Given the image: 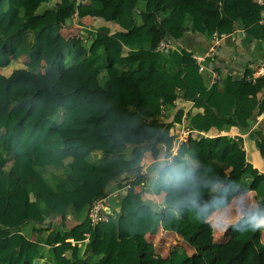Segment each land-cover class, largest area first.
Instances as JSON below:
<instances>
[{"label":"trees","instance_id":"trees-1","mask_svg":"<svg viewBox=\"0 0 264 264\" xmlns=\"http://www.w3.org/2000/svg\"><path fill=\"white\" fill-rule=\"evenodd\" d=\"M35 1L39 4L31 12ZM263 3L84 0L77 6L76 0H0V69L23 66L0 74V264H153L146 238L161 226L194 244L207 224L190 206H177L190 189L174 191L157 180L155 189L166 204L155 211L144 199L142 161L147 153L169 158L175 129L184 125L198 139L181 145L174 165L192 169L197 180L217 173L228 179L226 188L234 182V171L251 173L242 138L209 134L254 126L264 115V76L246 81L241 96L231 76L208 86L207 71L201 73L179 43L187 33L208 36L213 43L240 25L257 39L252 60L259 66L264 61ZM75 11L97 23L96 32L83 30L95 41L85 56L72 41L59 39L63 15ZM29 32L34 36L30 48ZM166 41L172 48L159 50ZM43 62L46 75L41 74ZM128 65L154 75L131 87L120 73ZM42 86L56 88L51 100L44 99ZM177 100L200 112L180 109L169 119L167 108ZM258 148L264 158V140ZM124 189L119 211L113 210L108 222L93 224L89 208ZM250 190L264 198V175ZM207 199L205 194L201 203ZM56 216L61 228L52 230L50 220ZM68 217L82 220L70 229ZM27 224L37 240L23 235ZM263 231L229 228V241L202 247L198 254L206 264H260ZM193 262L184 248H171L167 264Z\"/></svg>","mask_w":264,"mask_h":264},{"label":"crops","instance_id":"crops-1","mask_svg":"<svg viewBox=\"0 0 264 264\" xmlns=\"http://www.w3.org/2000/svg\"><path fill=\"white\" fill-rule=\"evenodd\" d=\"M264 1V0H263ZM38 2L35 1L32 4L31 12H33L38 6ZM264 4V3H263ZM207 13L209 9H205ZM77 11H75L71 16L64 14L63 15V29L60 33V40L72 41L75 44V50L80 56H85L89 53L90 49L94 44L93 39H89L87 35L84 34L83 30H89L96 32L97 23L92 18L80 19L79 16H76ZM213 15V13L211 12ZM262 19L264 20V12H262ZM248 28H244L240 25L235 27V30L232 34L226 35V37L220 39V46L210 63H205L207 68V73L205 78L208 86H212L215 82H222L227 76L234 78L235 82L240 87V96L242 95L245 82L247 81V75L251 71L256 70L258 67L264 64L260 62V65L257 66V62L252 60V55L257 45V39L248 34ZM34 43V36L32 33L26 34V45L28 48L32 47ZM212 47V40L208 36L200 34H191L187 33L183 40L179 43V48L185 49L188 53H191L193 56H202L209 52ZM208 59V60H209ZM20 62H25L19 60ZM105 64L106 60L102 62V77L101 82L104 83L106 80L105 76ZM25 66V65H24ZM23 66L15 64L8 70L0 69V74L2 75H11L16 68L22 69ZM47 66L43 62L41 64V74L46 75ZM121 76L125 82L133 87L140 81H145L148 78L154 75V71L142 72L137 69L135 65L124 66L121 69ZM215 78V80H214ZM215 81V82H214ZM169 111L168 118L173 119L177 110L183 109L185 113L193 112L197 114L200 110L195 109L193 104L183 100H177L175 105L167 108ZM182 128L178 126L175 129L173 137L177 136L179 131ZM218 135H229L230 137L234 136L237 138L243 139L242 150L246 153L247 161L253 166L250 174H245L240 171H234L233 181L239 185L240 192L235 195L242 194L245 190H248L252 193L255 201L264 203V198L258 197L254 192L250 190L251 184L257 176L264 175V158L258 148V142L264 140V115L258 117L254 126L249 130H240L237 128L226 129L225 131L219 133L218 131H212L209 136H218ZM189 145L197 140V136H192L190 138ZM165 158V155L162 154L158 159H154L151 153H147L145 158L142 161V174L145 177V184H143V190L145 193V200L149 203L155 211H159L165 206L163 196L158 194L155 189L156 186L154 183L157 179H154L153 172L156 169L157 162L161 158ZM115 186L112 187V189ZM141 189L138 188V191ZM114 191V190H113ZM125 191L123 194L125 195ZM162 198V200H161ZM113 201L115 204L113 206ZM120 199H113L112 206L113 210L119 211L117 204L120 203ZM85 218V215L82 219ZM82 219H74L68 217L67 225L71 229L81 222ZM61 217L56 216L52 221V230H57L61 228ZM31 224H27L23 227L22 233L26 238L31 240H37L32 233L30 235L26 234V228ZM32 226V225H31ZM147 241L151 247L150 259L153 264H167L170 260V250L173 247H181L187 250V252L194 257L193 264H206L202 257H196L198 250L202 247L221 244L230 240L229 229L226 232L220 233L211 229L209 225H206L205 232L196 240V242L188 243L185 242L182 237L178 234L170 231L164 230L161 226L157 233L154 235H147ZM262 240L264 242V231L262 233ZM66 242H74L72 239H68ZM46 256L43 257L45 259ZM102 257V256H100ZM99 258H96L95 261H98ZM260 264H264V255L260 257Z\"/></svg>","mask_w":264,"mask_h":264},{"label":"clouds","instance_id":"clouds-1","mask_svg":"<svg viewBox=\"0 0 264 264\" xmlns=\"http://www.w3.org/2000/svg\"><path fill=\"white\" fill-rule=\"evenodd\" d=\"M154 179L160 180L174 191L189 188V194L177 201V206H190L198 221L207 224L214 231L223 233L229 228L241 231L264 230V203L255 201L245 190L240 195L235 182L225 187L228 179L219 174L213 178L197 180L192 169H185L172 163V158H161L153 172ZM208 199L201 203L204 195Z\"/></svg>","mask_w":264,"mask_h":264},{"label":"built area","instance_id":"built-area-1","mask_svg":"<svg viewBox=\"0 0 264 264\" xmlns=\"http://www.w3.org/2000/svg\"><path fill=\"white\" fill-rule=\"evenodd\" d=\"M84 0H76V5L79 6L82 4ZM76 16H79L78 13L75 15V19L77 18ZM262 25H264V20L260 22ZM226 37V35H223L221 37H215L212 43V47L209 50V52L205 55L202 56H193L194 60H196L200 64V72L204 73L207 71V68L204 66V63L206 59L208 58H213L216 52L219 49L220 46V39ZM172 48V43L171 41H166L163 42L159 46V50H165L168 48ZM264 76V64L261 65L259 68L254 70V74L252 76L247 77V81L255 83L256 80L259 77ZM215 80V78H214ZM215 82V81H214ZM216 83V82H215ZM182 129L179 131L177 136L174 137V147L169 153V157L172 159L177 156L178 150L181 147L182 144L187 143L189 139L192 136H197L195 133L189 131L184 127V125L180 126ZM174 135V134H173ZM207 137V135H203ZM232 138H237L232 136ZM124 190H117L112 193H110L107 197L100 199L99 201L95 202L88 211V218L92 221L93 224H98L101 222H108L110 219V216L113 213V206H112V200L113 199H122L124 194ZM126 192V191H125Z\"/></svg>","mask_w":264,"mask_h":264},{"label":"rangeland","instance_id":"rangeland-1","mask_svg":"<svg viewBox=\"0 0 264 264\" xmlns=\"http://www.w3.org/2000/svg\"><path fill=\"white\" fill-rule=\"evenodd\" d=\"M43 88L42 89H44V92H45V94H43V97H44V99L46 100V101H49V100H51L52 99V96L54 95V93H55V90H56V88L53 86V87H46V86H42ZM42 97V98H43ZM114 204H115V201H113V206H114ZM26 234H28V235H30V233H32V226L30 225V226H28L27 228H26ZM33 235V234H32ZM31 236V235H30ZM35 236V235H34ZM196 257H202L200 254H197V256Z\"/></svg>","mask_w":264,"mask_h":264}]
</instances>
